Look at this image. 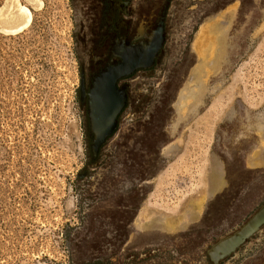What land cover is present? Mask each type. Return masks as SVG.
Wrapping results in <instances>:
<instances>
[{
    "label": "rangeland",
    "instance_id": "rangeland-1",
    "mask_svg": "<svg viewBox=\"0 0 264 264\" xmlns=\"http://www.w3.org/2000/svg\"><path fill=\"white\" fill-rule=\"evenodd\" d=\"M233 2L154 106L130 230L143 256L210 264L206 249L264 202V167L248 161L264 153V0ZM78 76L71 0H0V264L67 261L85 166ZM242 264H264V243Z\"/></svg>",
    "mask_w": 264,
    "mask_h": 264
},
{
    "label": "flooded vegetation",
    "instance_id": "flooded-vegetation-1",
    "mask_svg": "<svg viewBox=\"0 0 264 264\" xmlns=\"http://www.w3.org/2000/svg\"><path fill=\"white\" fill-rule=\"evenodd\" d=\"M233 5V0H71L85 166L76 189L79 224L68 235L64 264H208L204 256L164 261L158 249L144 258L132 246L130 230L138 182L150 170L154 106L187 66L198 29ZM122 236L127 238L121 245ZM256 239L227 264L251 258L264 243Z\"/></svg>",
    "mask_w": 264,
    "mask_h": 264
},
{
    "label": "water",
    "instance_id": "water-1",
    "mask_svg": "<svg viewBox=\"0 0 264 264\" xmlns=\"http://www.w3.org/2000/svg\"><path fill=\"white\" fill-rule=\"evenodd\" d=\"M264 229V202L234 231L220 237L205 251L210 264H220L237 255L244 246H250V240L261 236Z\"/></svg>",
    "mask_w": 264,
    "mask_h": 264
},
{
    "label": "crops",
    "instance_id": "crops-1",
    "mask_svg": "<svg viewBox=\"0 0 264 264\" xmlns=\"http://www.w3.org/2000/svg\"><path fill=\"white\" fill-rule=\"evenodd\" d=\"M248 161L253 164V168H257V167H260V166H263L264 167V153L263 154H260V155H251L248 159ZM218 184L220 185V188H223L222 187V183L220 184V182H218Z\"/></svg>",
    "mask_w": 264,
    "mask_h": 264
},
{
    "label": "bare ground",
    "instance_id": "bare-ground-1",
    "mask_svg": "<svg viewBox=\"0 0 264 264\" xmlns=\"http://www.w3.org/2000/svg\"><path fill=\"white\" fill-rule=\"evenodd\" d=\"M214 22H215V21H214ZM212 26H213V25H212ZM204 29H206V28H204ZM205 31H206V30H205ZM205 31H204V32H205ZM204 32H202V35L204 34ZM203 38H204V37H203ZM216 38H217V37H216Z\"/></svg>",
    "mask_w": 264,
    "mask_h": 264
}]
</instances>
